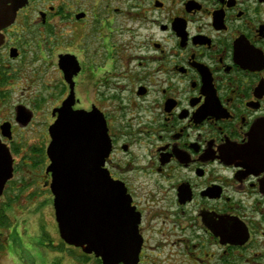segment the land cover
Wrapping results in <instances>:
<instances>
[{"label": "flooded vegetation", "instance_id": "af4514ba", "mask_svg": "<svg viewBox=\"0 0 264 264\" xmlns=\"http://www.w3.org/2000/svg\"><path fill=\"white\" fill-rule=\"evenodd\" d=\"M1 33L0 264H21V190L51 194L61 108L105 128L112 264H264V0H27ZM22 223L48 264H104Z\"/></svg>", "mask_w": 264, "mask_h": 264}, {"label": "water", "instance_id": "95a60500", "mask_svg": "<svg viewBox=\"0 0 264 264\" xmlns=\"http://www.w3.org/2000/svg\"><path fill=\"white\" fill-rule=\"evenodd\" d=\"M26 2L0 0V43L1 30L13 23L17 10ZM76 113L61 108L50 129L52 140L46 149L50 163L46 172L51 174L54 217L64 242L86 254L101 256L104 264H112L120 260L121 253L114 254L110 249V208L120 205L113 198L125 197L124 191L102 168L109 151L103 123L94 114ZM10 159L7 148L0 144V172L5 171L0 176V190L10 177Z\"/></svg>", "mask_w": 264, "mask_h": 264}, {"label": "rangeland", "instance_id": "374dc122", "mask_svg": "<svg viewBox=\"0 0 264 264\" xmlns=\"http://www.w3.org/2000/svg\"><path fill=\"white\" fill-rule=\"evenodd\" d=\"M32 171L34 172L33 178L37 180L39 178V175L36 173L37 170ZM46 191L40 186L22 189L20 200L17 202L19 208L11 210L12 213L22 214L18 216V226H16L19 228V230L16 228V232L18 233L14 238L12 237L10 242L12 251L21 264H48L50 256L53 258L59 255L51 248L46 247L47 250H45L44 246L43 256L35 254L36 250L38 251V249L42 248L40 242L43 241L40 234L37 232L33 233V230L39 229L38 231H40L41 226L45 227L48 234H52L54 244L58 241L51 194L48 190ZM27 197L29 199H26ZM19 219L23 220L19 221ZM22 222H26V228L32 233H22L24 232ZM68 255L69 258H64L63 262L65 264H95L93 259L83 257L78 250L70 249ZM31 257L34 258L33 262L31 261ZM35 258H37V261H35Z\"/></svg>", "mask_w": 264, "mask_h": 264}, {"label": "snow or ice", "instance_id": "6c2138e0", "mask_svg": "<svg viewBox=\"0 0 264 264\" xmlns=\"http://www.w3.org/2000/svg\"><path fill=\"white\" fill-rule=\"evenodd\" d=\"M75 115H80L79 113H76Z\"/></svg>", "mask_w": 264, "mask_h": 264}]
</instances>
